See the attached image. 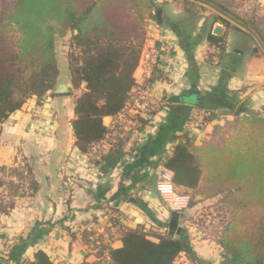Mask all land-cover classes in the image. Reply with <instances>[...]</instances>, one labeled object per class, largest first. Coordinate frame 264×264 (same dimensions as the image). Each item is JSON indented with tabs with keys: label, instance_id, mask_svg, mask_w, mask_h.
<instances>
[{
	"label": "crops",
	"instance_id": "0c3cea01",
	"mask_svg": "<svg viewBox=\"0 0 264 264\" xmlns=\"http://www.w3.org/2000/svg\"><path fill=\"white\" fill-rule=\"evenodd\" d=\"M149 2L157 19L147 23L144 47L154 44L168 51L162 52L164 61L152 83L161 108L141 134L138 153L128 158L123 151L120 167L103 174V163L75 146L71 96L31 99L0 125V169L28 167L38 185L36 192H9L6 203L13 202L14 208L0 213V264H23L38 251L54 264L93 263V246L82 231L93 218L107 222L108 211L118 221L113 233L121 227L157 232L169 226L172 212L156 193L153 168L172 157L177 146L209 140L217 125L237 117H264V0ZM233 3L242 4L248 17L232 14L228 6ZM210 35L223 39V49L210 43ZM63 65L58 86L69 87ZM143 72L138 68L135 79ZM193 108L211 112L214 121L192 130ZM112 121L105 118L104 124L110 127ZM95 147V153L109 152ZM212 202L191 200L180 213L179 226L187 230L188 217ZM187 232L198 264H219L217 243L202 239L194 228ZM113 244L112 249L121 247L117 239Z\"/></svg>",
	"mask_w": 264,
	"mask_h": 264
},
{
	"label": "trees",
	"instance_id": "16d2710c",
	"mask_svg": "<svg viewBox=\"0 0 264 264\" xmlns=\"http://www.w3.org/2000/svg\"><path fill=\"white\" fill-rule=\"evenodd\" d=\"M152 19L157 18L149 0H0V125L31 99L74 97L76 148L103 163V174L120 167L131 132L123 125L107 127L104 119L116 120L130 99ZM209 41L224 47L221 37L210 35ZM63 63L69 87L58 86ZM206 121H214L213 115ZM101 144L108 146L107 155L92 150ZM138 150L134 145L132 153ZM165 165L180 194L193 202L214 199L188 217L186 229L217 243L219 264H264V117H237L217 125L200 145L177 146ZM0 171L17 179L8 183V194L37 191L30 168ZM13 208V202L2 203L0 213ZM105 214L107 222L101 217L90 222L103 224L121 247L110 249L107 260L103 246L91 243L96 259L84 264H198L187 230L173 237L168 225L157 232L121 227L113 233L118 221L109 211ZM82 234L91 235L86 229ZM23 264L54 262L38 251Z\"/></svg>",
	"mask_w": 264,
	"mask_h": 264
},
{
	"label": "built area",
	"instance_id": "2783aa9c",
	"mask_svg": "<svg viewBox=\"0 0 264 264\" xmlns=\"http://www.w3.org/2000/svg\"><path fill=\"white\" fill-rule=\"evenodd\" d=\"M168 47V46H167ZM166 47H158L152 44L149 48L143 49L138 68L143 69V76L136 80V85L130 96V99L119 117L112 121L111 127L123 125V127L131 132V137L126 144L124 152L127 157L134 155L132 148L134 145H139L141 142V134L152 126L155 122L158 111L161 108L160 99L154 95L153 77L156 71L160 68L162 52L166 53ZM217 63L218 58H214ZM211 116V112L204 109L193 108L190 114V126L194 131H200L204 126H207V118ZM138 118L147 121L145 126H141ZM106 146V147H105ZM97 146L99 150L105 151L107 145ZM96 149V147H94ZM153 175L155 177V190L161 199L162 203L171 212L182 213L189 208L191 199L185 194H180L174 184V174L166 167L165 163L158 164L153 168ZM17 183V179L11 175L4 174L0 171V203L9 201V194L7 190L8 183ZM110 226V225H109ZM91 233L89 236L90 243L97 245V248L103 246V256L108 260L109 251L113 248V240L111 235L107 232L105 226L98 222H90L85 228ZM200 235V233H199ZM201 236V235H200ZM103 239V241L100 240ZM179 264H189L187 261H178ZM69 264V263H66Z\"/></svg>",
	"mask_w": 264,
	"mask_h": 264
},
{
	"label": "water",
	"instance_id": "95a60500",
	"mask_svg": "<svg viewBox=\"0 0 264 264\" xmlns=\"http://www.w3.org/2000/svg\"><path fill=\"white\" fill-rule=\"evenodd\" d=\"M221 29H216V34H220ZM66 87L61 86L60 90L63 92ZM180 213L172 212L171 219L169 222L168 236L173 237L175 234L179 235L182 233L183 229L179 226Z\"/></svg>",
	"mask_w": 264,
	"mask_h": 264
},
{
	"label": "rangeland",
	"instance_id": "374dc122",
	"mask_svg": "<svg viewBox=\"0 0 264 264\" xmlns=\"http://www.w3.org/2000/svg\"><path fill=\"white\" fill-rule=\"evenodd\" d=\"M228 8L230 9V12L232 14H235V15L238 14L240 17H243V15H244V17H248L249 13L244 11V8H243L242 4L233 3V4H231V6H228ZM0 204H2V203H0ZM189 206H191V205H189Z\"/></svg>",
	"mask_w": 264,
	"mask_h": 264
}]
</instances>
